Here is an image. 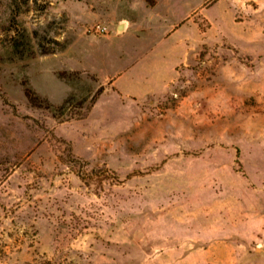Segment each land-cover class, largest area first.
Returning a JSON list of instances; mask_svg holds the SVG:
<instances>
[{"label":"rangeland","instance_id":"obj_1","mask_svg":"<svg viewBox=\"0 0 264 264\" xmlns=\"http://www.w3.org/2000/svg\"><path fill=\"white\" fill-rule=\"evenodd\" d=\"M0 264H264V0H0Z\"/></svg>","mask_w":264,"mask_h":264},{"label":"crops","instance_id":"obj_2","mask_svg":"<svg viewBox=\"0 0 264 264\" xmlns=\"http://www.w3.org/2000/svg\"><path fill=\"white\" fill-rule=\"evenodd\" d=\"M155 23L156 28L158 29V21H156ZM174 26L175 25H172L171 27L174 28ZM128 29V34L135 33L136 36H134V39L138 41L140 38L137 37V35L143 32L142 26L139 24H133ZM169 33L170 31L163 32L161 34L164 40H173V44L169 45V49L174 55L176 52H179V48L175 46V40L178 39V37L176 36V34H174L175 32L170 34ZM145 35H151L149 30ZM161 46L156 45L154 47V50ZM132 50L136 52V47H132ZM146 57L147 56L139 60V62L143 63L146 60ZM139 62L133 67L122 69L108 76L110 78L107 77V83H109L110 88L116 90V92L122 97L135 99H145L148 96L163 93L166 88L165 83L171 78V71H167V73H165L163 70L160 71L158 67L159 64H157L155 67H148V69L142 71L140 66H138L140 64Z\"/></svg>","mask_w":264,"mask_h":264},{"label":"trees","instance_id":"obj_3","mask_svg":"<svg viewBox=\"0 0 264 264\" xmlns=\"http://www.w3.org/2000/svg\"><path fill=\"white\" fill-rule=\"evenodd\" d=\"M102 90L100 89L98 93H101ZM26 97L28 99V101L31 103V104H34L36 103V101L38 100V97L31 91L27 90L26 91ZM114 179H117V178H114Z\"/></svg>","mask_w":264,"mask_h":264},{"label":"built area","instance_id":"obj_4","mask_svg":"<svg viewBox=\"0 0 264 264\" xmlns=\"http://www.w3.org/2000/svg\"><path fill=\"white\" fill-rule=\"evenodd\" d=\"M106 31H107V29L105 27L96 26V28H95L96 33L103 34V33H106Z\"/></svg>","mask_w":264,"mask_h":264}]
</instances>
